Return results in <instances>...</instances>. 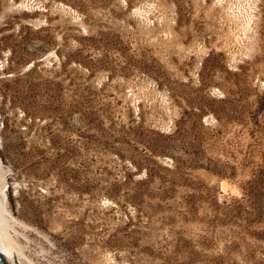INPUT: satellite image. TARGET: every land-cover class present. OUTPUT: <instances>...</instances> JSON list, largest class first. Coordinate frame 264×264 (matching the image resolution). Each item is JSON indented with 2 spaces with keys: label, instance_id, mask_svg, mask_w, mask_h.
<instances>
[{
  "label": "rangeland",
  "instance_id": "rangeland-1",
  "mask_svg": "<svg viewBox=\"0 0 264 264\" xmlns=\"http://www.w3.org/2000/svg\"><path fill=\"white\" fill-rule=\"evenodd\" d=\"M0 242L264 264V0H0Z\"/></svg>",
  "mask_w": 264,
  "mask_h": 264
},
{
  "label": "bare ground",
  "instance_id": "bare-ground-1",
  "mask_svg": "<svg viewBox=\"0 0 264 264\" xmlns=\"http://www.w3.org/2000/svg\"><path fill=\"white\" fill-rule=\"evenodd\" d=\"M3 241V240H2ZM0 259L4 264H18L6 245L0 242Z\"/></svg>",
  "mask_w": 264,
  "mask_h": 264
},
{
  "label": "water",
  "instance_id": "water-1",
  "mask_svg": "<svg viewBox=\"0 0 264 264\" xmlns=\"http://www.w3.org/2000/svg\"><path fill=\"white\" fill-rule=\"evenodd\" d=\"M0 264H4L1 259H0Z\"/></svg>",
  "mask_w": 264,
  "mask_h": 264
}]
</instances>
